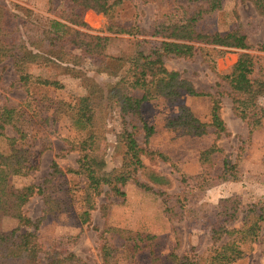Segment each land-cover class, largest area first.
<instances>
[{
	"label": "rangeland",
	"instance_id": "obj_1",
	"mask_svg": "<svg viewBox=\"0 0 264 264\" xmlns=\"http://www.w3.org/2000/svg\"><path fill=\"white\" fill-rule=\"evenodd\" d=\"M118 1L121 3L116 4L108 16L94 10L85 11V28L68 25L91 35L109 37L107 54L124 58L133 54L137 40L145 39V36L109 33V26L127 29L138 26L149 30L155 21L170 13H181L186 8L191 14L199 5L187 0H109L110 4ZM66 4L67 0H0V6L7 14L9 41L18 44L21 34L24 40H28L21 24L27 25L29 36L37 37L52 20H60L58 16ZM237 29L243 30L253 49H223L226 52L217 60L216 72L204 62L200 52L192 59H165L166 67L180 72L198 92H226V86H217V73H229L242 53L264 56V17L249 1L224 0L220 11L206 15L198 24V30L205 34H225ZM65 51L71 56L81 55L79 49L71 44L65 45ZM79 68L105 89L115 81L97 73L90 58H86ZM27 71L33 76L56 80L64 85L63 89L35 85L27 89L19 81L12 58L0 63V107L17 108L22 114L19 125L26 137L18 142L17 148L28 153L29 165L33 168L28 176L12 178L11 184L15 190L29 185L37 187V193L25 205L24 212L33 221H40L37 234L42 257L54 254L63 258L73 254L78 259L66 264H152L153 258H157L156 264H177L171 257L176 254L178 264H203L214 248L210 227L217 218L221 200L236 197L240 201L237 218L228 226L238 227L244 219L260 214L259 208L264 204V120L261 127L251 134L247 123L234 114L231 99L225 93L221 99V115L227 134L218 137L210 128L203 137L183 135L168 129V120L176 118L181 107H188L197 118L209 122L212 106L209 97L184 93L176 100L158 98L143 103L141 107L142 117L154 127L155 134L146 141L145 132L137 130L135 134L139 144L162 152L171 159V163L160 159L144 160L147 168L137 177L140 182L153 187L154 192L145 191L131 181L124 187L126 197L122 199L105 187L95 199L96 208L90 213V221L84 224L81 215L87 210V180L67 173V169L76 168L79 157L71 143L80 144L89 131L76 128L68 117L57 112V107L60 102L76 105L87 90L81 78L64 70V66L29 65ZM260 104L264 107V97ZM105 117L107 142L102 155L106 170L112 171L122 163L125 149L118 144L117 136L125 125L117 106L109 109ZM126 120L130 121L129 118ZM127 128L134 130L131 125ZM5 136L15 138L18 135L13 127L8 126ZM213 145L223 152L215 154L212 163L203 166L200 153ZM8 152V142L1 137L0 153ZM226 159L237 166L235 179L221 176ZM55 164L60 173L55 172ZM152 171L167 177L170 185L154 184L149 179ZM182 174L185 175L184 180ZM2 225L5 230H11L18 226V222L4 219ZM261 226L259 239L247 244L245 257L233 264H264V224ZM110 229L126 233L121 236ZM30 230L21 229L22 232ZM137 233L153 235L156 240L139 241ZM136 243L141 244L142 250L133 251ZM105 246L112 250L108 262H105ZM152 249L154 255L151 254ZM0 264L24 263L9 260Z\"/></svg>",
	"mask_w": 264,
	"mask_h": 264
},
{
	"label": "trees",
	"instance_id": "obj_2",
	"mask_svg": "<svg viewBox=\"0 0 264 264\" xmlns=\"http://www.w3.org/2000/svg\"><path fill=\"white\" fill-rule=\"evenodd\" d=\"M187 1L199 4L191 14L186 8H183L181 13L172 12L163 19L155 21L149 30H142L138 26L131 29L109 26V33L145 36V39L137 40L133 54L125 58L107 54L109 37L91 35L72 27H87L84 22L85 11L94 10L108 16L115 5L121 3L120 1L110 4L109 0H67L65 8L58 16L61 21L52 20L49 27L44 28L37 37L29 36L26 31L27 25L21 24L28 40H24L21 34L18 44L9 41L10 29L6 23L7 14L0 6V63L8 58L13 59L23 87L30 89L35 85L63 89L64 85L61 82L36 77L27 71L29 65H56L64 66V70L81 78L87 90L86 95L80 98L76 105L60 102L57 107V112L68 117L76 128L89 131V135L80 144L71 143L72 149L79 152V157L77 167L67 169V173L82 176L87 180L85 190L87 210L81 215L84 224L90 221V213L96 208L95 199L102 194L105 187L109 188L112 195L122 199L126 197L124 187L131 181H135L145 191L154 192L153 187L140 182L137 177L147 168L144 160L160 159L171 163L169 156L142 147L136 138L137 130L145 132L146 141L155 134L154 127L142 117L143 103L158 98L176 100L184 93L194 97L211 98L209 122L197 118L188 107H181L179 115L168 120L166 124L168 129L191 137H203L209 133L210 128L218 137L227 134V126L221 115V99L225 93L231 99L234 114L247 123L251 134L263 123L264 107L260 104V100L264 97V56L242 53L229 73H217L219 80L217 86L219 88L226 86L227 91L218 90L215 94L198 92L180 72L170 71L166 67L165 59H192L200 52L204 62L216 72L217 60L226 52L223 49H253L247 35L241 29L225 34L218 32L205 34L198 30V24L206 15L222 9L224 0ZM243 1L252 3L258 13L264 17V0ZM29 32L32 33V30ZM34 38L36 40H33ZM66 44L75 46L81 55L67 54ZM195 44L211 46V48ZM86 58L92 60L97 73L114 78V83L108 89L94 82L79 68ZM113 106L119 108L125 125L123 131L117 136L118 144L125 150L121 165L112 171H107L106 161L102 155L103 146L107 142L105 115ZM21 115L17 108L0 107V138L5 137L10 147V152L0 153V263L9 260L24 264H66L71 260L78 261L73 254L63 258L54 254H48L47 258L42 257L37 234L40 221H33L24 212L25 205L37 193V187L29 185L15 190L11 184L12 178L28 176L33 170L29 165L28 153L17 148L18 142L26 137L19 125ZM127 118L130 121H127ZM128 125H131L134 130H129ZM8 126L13 127L17 137L5 136ZM222 152L223 150L217 145L202 151L201 164L203 166L211 164L213 156ZM236 169L237 166L226 159L221 176L225 179H235ZM55 172H61L56 164ZM182 177L184 180L185 175L182 174ZM201 177L203 176L199 178ZM149 179L159 186H167L171 183L167 177H162L154 171L150 172ZM158 194L164 195V193ZM239 205L240 201L236 197L221 200L217 218L210 227L214 248L209 257L202 262L203 264H233L245 257L247 244H252L259 239L261 225L264 224V204L259 208V215L244 219L242 225L238 227L228 226L229 222L237 218ZM167 211H170L169 207ZM4 219L16 220L18 226L5 230L2 225ZM23 227L32 230L22 232ZM110 231L121 236L126 233L120 229H110ZM136 238L139 241L147 240L148 242L156 240L155 236L149 234L137 233ZM133 249L134 252L142 250L141 244L136 243ZM104 251L105 262H108L112 250L105 246ZM151 254L154 255L153 249ZM171 257L178 264V256L172 254ZM156 261L157 258H153L152 264H156Z\"/></svg>",
	"mask_w": 264,
	"mask_h": 264
}]
</instances>
